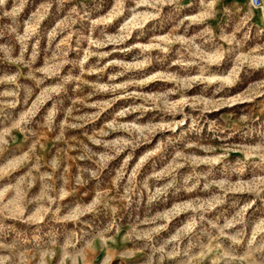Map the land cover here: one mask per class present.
<instances>
[{
	"label": "clouds",
	"instance_id": "1",
	"mask_svg": "<svg viewBox=\"0 0 264 264\" xmlns=\"http://www.w3.org/2000/svg\"><path fill=\"white\" fill-rule=\"evenodd\" d=\"M260 116L264 0H0V264H264Z\"/></svg>",
	"mask_w": 264,
	"mask_h": 264
},
{
	"label": "rangeland",
	"instance_id": "2",
	"mask_svg": "<svg viewBox=\"0 0 264 264\" xmlns=\"http://www.w3.org/2000/svg\"><path fill=\"white\" fill-rule=\"evenodd\" d=\"M106 2H107V0H106ZM122 103H125V102H124V101H120V102H118V105H119V104H122ZM118 105H117V106H118ZM260 119H261V120H264V116H260Z\"/></svg>",
	"mask_w": 264,
	"mask_h": 264
}]
</instances>
